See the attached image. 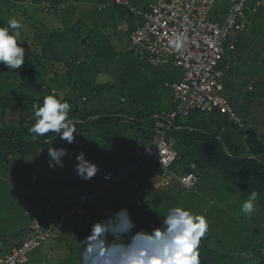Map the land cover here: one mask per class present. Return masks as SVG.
Listing matches in <instances>:
<instances>
[{
  "label": "trees",
  "instance_id": "obj_1",
  "mask_svg": "<svg viewBox=\"0 0 264 264\" xmlns=\"http://www.w3.org/2000/svg\"><path fill=\"white\" fill-rule=\"evenodd\" d=\"M27 1L31 4L28 5ZM139 1L129 3L137 10L146 12L149 9L148 4L155 0L144 4ZM5 4L23 8L20 15L28 22L31 21L30 28L36 29V33L35 40L30 39L34 50L22 45L25 48V64L20 69L11 70L7 81L0 84V164L1 167L11 165L13 175L20 173L39 186L55 189L54 186L62 187L63 181L41 178V173L49 170L48 149L67 148L69 153L67 157H76L83 150L86 159L100 165L101 169L91 180L85 181L77 177L73 180L71 184L79 186L80 189L71 203L64 204L63 209H66L76 203L80 193L98 188L101 182L99 174L102 170L114 171L117 165L130 167L134 163L135 151L143 148L153 137L154 119L150 116L156 112H169L173 109L172 91L164 84L180 79L181 72L173 71V76L170 74L168 77L162 66L154 67L146 62H139L137 58L125 52L130 33L142 24V19L129 9L110 5L101 10L95 2L80 0H0V5ZM45 9L46 12L43 11ZM226 10L222 14L217 12L218 10H213L212 15L220 19ZM37 12L46 19L45 23L42 24L40 21L37 23L34 17L35 15L37 18ZM108 22L116 32L114 35L118 33L127 39L122 53L111 40L110 37L113 36L98 32L96 37H92L95 26H100L103 31L106 30ZM257 34L264 36V14L261 12L250 15L247 19V29L240 33L232 32L229 40L232 41L234 37L232 42L235 47L240 48L248 41L245 39L246 36L252 35L249 37L254 39ZM263 41L264 39L260 42L264 50ZM236 52L235 48L233 52L225 54L219 67L228 63V70L222 78L223 93L240 119L241 125L218 110L208 114L193 111L188 116L193 118L191 124L182 123L180 116L176 123L182 127L195 128L197 131L189 133L185 130L172 129L169 132V136L175 139V150L178 154V159L171 165V170L176 174L192 173L197 177L196 183L186 188L177 180H173L168 186L159 189L160 191L151 190L141 183L142 194L138 198L114 202L107 199L105 192L102 197L87 206L85 215L76 217L80 223L86 219L97 222L106 218L107 216L101 215L102 209L105 208H114L115 211L128 208L137 225L134 231L139 229L151 231L160 227L162 223L165 207L161 199L166 198L165 192L170 191L173 185L178 183L182 191L196 193L201 177L210 178L215 189H226L227 186L233 188L236 193L229 192L237 195L235 201L231 202L232 208L236 207L235 203L237 204L240 199L239 204L242 205L247 195L256 191L258 193L256 206L264 213V122L260 123L261 121L255 119L259 110L251 106L253 97L250 96L241 103L243 93L239 84L237 85L241 78L246 83H253L255 77V87L263 86L264 58L258 57L255 53V58H251L255 66L251 74L243 71L245 64L250 65L248 57L241 63L243 59H240ZM119 55L125 58L127 64L117 60ZM128 57L132 60L128 61ZM98 64L107 65L110 70L115 68L109 82H96ZM241 71L244 73L240 74ZM159 72L162 77L156 78ZM50 94L61 97L71 105L69 116L76 122L75 141L72 144H68L54 133H48L44 137L29 133L36 120L33 105L42 103L43 98ZM249 122L257 124L249 125ZM117 149H120L118 158L113 155ZM32 158H35L34 162H31ZM152 164L149 166L147 163L137 170H132L121 182L114 185L122 183L131 174L134 176L139 171L147 169L145 167H149L145 170L149 177L152 173L155 175L161 169L157 163L152 161ZM13 187L26 192L25 187L22 189L10 185L5 188L12 190ZM40 194L41 192L39 196ZM161 196L164 198H160ZM47 203L51 207L54 206L53 201L48 200ZM21 210L23 211L21 216L26 218L24 210ZM58 211L51 209L53 214ZM11 215L21 219L20 215L16 217V213ZM252 218L254 217H249L250 221ZM2 220L4 219L1 218ZM19 223L18 229L14 230L11 224L7 225L4 230L6 233L0 228V240H5V246H0L1 254H6L19 246L28 235L27 218L26 224L23 221ZM247 228L249 227L245 229ZM58 233L57 231L52 236ZM82 234V240L70 250L74 264H80L81 244L90 232L84 231ZM244 234L246 237L242 234L244 239L242 248H239L240 252H235L231 248L225 252L214 250L211 238L205 234L198 249L200 264H233L240 258V253L246 256L248 261L264 264V223L260 229L245 231ZM31 254L33 252L29 256ZM29 256L27 262L30 260ZM41 260L42 257L39 261ZM58 264L65 262L61 260Z\"/></svg>",
  "mask_w": 264,
  "mask_h": 264
},
{
  "label": "built area",
  "instance_id": "obj_2",
  "mask_svg": "<svg viewBox=\"0 0 264 264\" xmlns=\"http://www.w3.org/2000/svg\"><path fill=\"white\" fill-rule=\"evenodd\" d=\"M220 1L155 0L148 4L149 9L146 12L137 10L128 0H114L101 5L103 8L110 5L126 6L142 19V24L129 35L126 52L139 62H146L154 67L170 65L180 69V79L164 84L172 91L173 109L150 116L154 119L153 137L143 148L135 151L136 159L130 167L117 165L114 171L102 170L98 188L80 193L73 206L53 214L51 205L45 199H29L24 210L29 222V233L19 246L6 254L0 253V264L27 263L29 254L38 249L53 233L74 217L85 215L87 206L102 197L110 186L121 182L129 172L139 169L149 161L157 163L161 169L150 178L153 188L161 189L173 180L186 188L196 183L197 177L192 173L176 174L171 170L178 154L175 140L169 136V132L172 129L189 133L197 131L176 123L179 116L188 117L193 111L208 114L218 110L240 124V119L223 93L222 78L228 70V63L223 67L219 65L225 54L235 50V44L233 40H229V35L232 32H244L250 15L257 12L264 14V0H226V13L218 19L212 15V8ZM177 35L184 39L179 51L169 44ZM109 174L110 179L106 180L105 176ZM114 211V208H105L101 215L106 217Z\"/></svg>",
  "mask_w": 264,
  "mask_h": 264
},
{
  "label": "rangeland",
  "instance_id": "obj_3",
  "mask_svg": "<svg viewBox=\"0 0 264 264\" xmlns=\"http://www.w3.org/2000/svg\"><path fill=\"white\" fill-rule=\"evenodd\" d=\"M84 2H95V4L98 5V9H103L101 5L107 4L109 2H112L114 0H80ZM131 4L135 3V0H128ZM137 1V0H136ZM154 0H140L139 2L141 3H146V2H152ZM28 2V1H27ZM133 2V3H132ZM31 3L28 2V5ZM2 6V7H1ZM122 8L127 9L126 6H121ZM228 7V3L226 0H221L218 3H215L213 6L212 10H218L217 12L219 13H224L226 8ZM46 12V10H43ZM20 12H23V8L17 6H13L11 4H5V5H0V23L1 25H7V22L10 18L15 17L20 21H23V30H22V36L24 39V46L29 49V50H34V46L31 45V40L34 39V34L36 33V29H31V21L28 22L25 17H22ZM37 12V18L34 15L35 19L37 20V23H45L46 19L42 17L41 14H38ZM39 19V20H38ZM0 25V26H1ZM31 27V28H30ZM106 30H101V27L95 26V31L92 34V37H96L98 35L97 33L102 32L105 35H110L113 37L111 40L114 41L118 47V51L122 53L124 50L125 46L124 43L127 41L126 37L121 35V34H116L114 28L111 26V24L108 22L106 25ZM251 33V32H250ZM235 36V35H233ZM252 36V35H249ZM246 36V42H244V46L237 49V54L239 55L240 59H243L241 61L244 62L247 60V57L250 61L249 63L245 64L243 66V71H247L248 73L253 74V71L255 66L251 61V58H255V53H257L258 57H263L264 58V50L261 48V40H263L264 36L262 34H257L255 35V38L252 39L251 37ZM29 39V40H28ZM235 38L233 37V40ZM264 44V41H263ZM262 44V45H263ZM256 48V49H254ZM126 52V51H125ZM246 58V60H245ZM117 60L121 63L127 64L125 61V58L121 57L120 55L117 57ZM128 61L132 60L131 58L128 57ZM242 65V64H241ZM98 69V74L95 76V80L98 83H104V82H109L111 79V73H113V69L109 68L107 65H100L98 64L97 66ZM162 70L167 73L168 77L170 74L173 76V71L175 72H180V69H174L170 65H164L162 66ZM256 70H258V67H256ZM241 71L240 74H243L244 72ZM261 71V70H260ZM172 72V73H171ZM262 72V71H261ZM11 69L6 68L4 65L0 64V84L6 82V78L10 75ZM113 75V74H112ZM244 76V75H243ZM161 78L162 74L159 72L156 78ZM243 81V82H242ZM243 78L238 80L237 85L239 84V88L242 91L243 95L242 98H240L241 103L244 102L246 98H249L250 96L253 97L251 98L253 100L251 106L254 108H258L259 112L255 115V119L258 121H261L260 123L264 122V85L256 88V79L254 77L253 83H246L244 82ZM251 87V88H249ZM238 88V87H236ZM56 91L54 90L53 93ZM251 111L253 110L252 108L250 109ZM181 117V116H180ZM193 121L192 117H181V122L184 124H191ZM249 125H254L257 123H252L249 122ZM262 126L261 124H259ZM258 125V126H259ZM257 126V127H258ZM259 129V128H258ZM175 140V139H174ZM56 146V145H54ZM58 148V147H56ZM120 149H117L114 151L113 155L118 156L120 154ZM119 157V156H118ZM117 157V158H118ZM35 158L31 159V162H34ZM64 161V167H55L49 168L47 172H42L41 173V178L42 179H60L63 181L64 185L60 188H56L57 186H54L55 189H46L44 186H39L32 180L30 181V178L26 176L20 175H13L11 173V165H7L4 167H1L0 164V217L3 218L4 220L1 221L0 218V228L1 230H5V227L7 225H12L13 229H18L19 227V222H22L26 224V218L24 216H21L22 210H25V207L27 205V202H29L32 197H37L38 199H45L46 201H57L60 203H64L65 205L71 203L74 199V196H76L78 190L80 189L79 186L77 185H72L73 180L77 177L81 179L77 173L74 171V167L76 165V158L75 156L73 157H65L63 158ZM149 166L153 165L152 161L148 163ZM149 168V167H145ZM101 169V166L99 165V170ZM145 169V170H147ZM151 169V168H150ZM145 170L139 171L136 175H130L126 178L125 181L118 185H114L110 187L106 191V196L107 199L110 200V202L114 201H120V200H132L134 198H138L142 194V187H140L141 183H144L147 185V187H150L151 190L155 191H160L159 188H153L152 184L150 182L151 176H154L152 173L151 176L149 177L146 174ZM71 184V185H69ZM17 186V187H25L26 192L21 189H13L7 190L5 187L8 186ZM33 186V187H32ZM4 187V189H2ZM36 188V190H34ZM226 188V187H225ZM23 189V188H22ZM181 186L178 183H175L173 187L170 189V191H167L166 198L161 196L160 198H164L163 200L161 199L162 205L165 207V213H167L168 209L174 206H183L187 209H190L192 212L204 215L208 218L209 221V230L206 233L211 238V244L212 248L216 251L219 252H225L227 251L228 248H231L235 252H240L242 248V241L244 239L245 234L244 232H250V230H256L260 229L262 224L264 223V213L261 212L258 206H256V211L252 213L251 216L254 218L249 219L242 211H241V204L239 202L241 199L235 203L236 207H231V202L235 201L236 195H233V193H236L233 188L230 186H227L226 189L219 188L215 189V185H211L210 178H204L201 177V182L200 186H198L196 193L189 192L186 190H181ZM231 189V190H229ZM232 191V192H229ZM39 192H41L39 196ZM150 198V195L147 196ZM216 201V203H214ZM12 211V212H11ZM11 212V213H10ZM16 213V217L19 215L21 216V219H16L14 218V214ZM164 213V214H165ZM162 216H165V215ZM21 220V221H20ZM95 223L91 219H86L84 222L80 223L79 219L76 217L74 219H71L68 223H66L62 229H60L59 236L58 238L61 239L62 236L64 237H69V235L73 236L72 239H81L83 237V232L85 231L86 233L90 232L92 224ZM17 228H15V226ZM249 227L245 229L246 227ZM77 230H79L77 232ZM245 230V231H244ZM77 232V233H76ZM3 233H6L5 231ZM243 234V236H242ZM81 236V237H80ZM56 239L55 236H51L49 239L44 241L41 246L33 251V254L29 256V261L25 264H38L42 257V262L43 264H52L54 262L55 264H58L59 261L65 262V264H74L73 259L71 255H69V251L65 248L66 243L60 242L61 247L59 249V252L57 253H52L50 254L51 257H45L43 258L42 255L46 254L47 251L51 248V245L53 244V241ZM3 240V239H1ZM0 243L2 246H5V240L1 241ZM74 240H68L67 245H70L71 247L75 245ZM58 243V244H60ZM77 243V242H76ZM41 255V256H40ZM240 258L235 261L233 264H255L254 261L252 260H247L246 256L242 255L240 253ZM46 260H51V262H48Z\"/></svg>",
  "mask_w": 264,
  "mask_h": 264
},
{
  "label": "clouds",
  "instance_id": "obj_4",
  "mask_svg": "<svg viewBox=\"0 0 264 264\" xmlns=\"http://www.w3.org/2000/svg\"><path fill=\"white\" fill-rule=\"evenodd\" d=\"M22 30V22L15 17L6 26H0V64L11 70L25 64ZM169 44L179 51L184 39L177 35ZM33 110L36 120L29 129L30 134L44 137L54 133L68 144L74 143L76 122L69 116L71 105L66 100L50 94L42 103L34 104ZM48 154V166L53 169L63 168V158L69 155L64 147H52ZM75 158L74 171L82 180L96 176L99 166L87 160L83 150ZM105 179H110V174ZM257 197L258 193L252 191L244 200L241 211L246 216L251 217L256 211ZM136 227L128 208L93 223L90 235L81 244L80 264H200V241L209 230L206 216L174 206L162 217L160 227L134 231Z\"/></svg>",
  "mask_w": 264,
  "mask_h": 264
},
{
  "label": "crops",
  "instance_id": "obj_5",
  "mask_svg": "<svg viewBox=\"0 0 264 264\" xmlns=\"http://www.w3.org/2000/svg\"><path fill=\"white\" fill-rule=\"evenodd\" d=\"M63 207H65L64 206V203H60V202H57V201H55L54 202V206L52 207L55 211H58V210H61V209H63ZM79 230H77V232H78ZM76 232V233H77ZM58 236H59V233L57 234V235H55V237H56V239L53 241V244L51 245V248L49 249V251H47V253L46 254H44V256H43V258H45V257H51V255L50 254H52V253H57V252H59V249H60V247L62 246L61 245V243L60 242H64V243H66V249H67V251H69V255H70V250L81 240V239H76V240H74V239H72V237L73 236H71V235H69V237L67 236V237H64V236H62V238L61 239H59L58 238ZM81 237V236H80ZM68 240L70 241V240H74V241H76L75 242V245L74 246H70V245H67V243H69L68 242ZM1 241H4V240H1ZM58 243H60V244H58ZM70 244V243H69ZM0 246H2L1 245V243H0ZM4 247V246H3ZM46 261H48V260H46ZM43 262H45V261H43ZM43 262L42 261H40L38 264H43Z\"/></svg>",
  "mask_w": 264,
  "mask_h": 264
},
{
  "label": "water",
  "instance_id": "obj_6",
  "mask_svg": "<svg viewBox=\"0 0 264 264\" xmlns=\"http://www.w3.org/2000/svg\"><path fill=\"white\" fill-rule=\"evenodd\" d=\"M241 156V155H240Z\"/></svg>",
  "mask_w": 264,
  "mask_h": 264
}]
</instances>
